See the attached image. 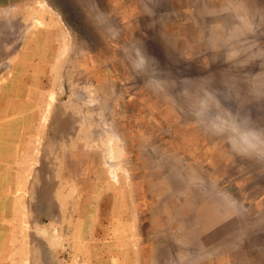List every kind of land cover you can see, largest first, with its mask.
<instances>
[{"label": "rangeland", "instance_id": "obj_1", "mask_svg": "<svg viewBox=\"0 0 264 264\" xmlns=\"http://www.w3.org/2000/svg\"><path fill=\"white\" fill-rule=\"evenodd\" d=\"M217 96L264 127V0H0V264H264Z\"/></svg>", "mask_w": 264, "mask_h": 264}, {"label": "clouds", "instance_id": "obj_2", "mask_svg": "<svg viewBox=\"0 0 264 264\" xmlns=\"http://www.w3.org/2000/svg\"><path fill=\"white\" fill-rule=\"evenodd\" d=\"M136 52L138 63L142 66L154 59L142 47H138ZM209 113L211 119L205 120L207 130L223 137L233 152L264 159V127L257 126L250 114L224 107L218 96L215 97V104L209 105Z\"/></svg>", "mask_w": 264, "mask_h": 264}]
</instances>
